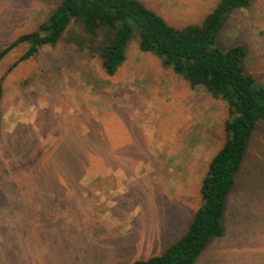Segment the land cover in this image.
Masks as SVG:
<instances>
[{
	"label": "rangeland",
	"instance_id": "1",
	"mask_svg": "<svg viewBox=\"0 0 264 264\" xmlns=\"http://www.w3.org/2000/svg\"><path fill=\"white\" fill-rule=\"evenodd\" d=\"M62 0H0V51L36 31ZM174 28L219 0H138ZM74 25L53 47L0 61V264H122L161 255L201 206L222 147L227 105L164 68L130 39L108 76ZM77 38V39H76ZM243 45L264 84V0L232 11L217 36ZM224 233L194 264H264V121L226 199Z\"/></svg>",
	"mask_w": 264,
	"mask_h": 264
},
{
	"label": "trees",
	"instance_id": "2",
	"mask_svg": "<svg viewBox=\"0 0 264 264\" xmlns=\"http://www.w3.org/2000/svg\"><path fill=\"white\" fill-rule=\"evenodd\" d=\"M252 3L253 0H219L200 23L178 29L138 0H62L36 31L19 36L0 51L1 61L18 45H29L10 67L13 69L34 56L40 47L55 46L74 25L84 35L85 45L73 38L70 41L80 51L86 49L94 54L105 74L113 76L125 61L130 39L137 33L141 52L158 57L164 68L171 69L190 88L202 87L227 105L225 140L201 181V206L184 235L159 256L122 264H194L212 238L223 236L228 193L251 133L259 121H264V84L245 71L246 48L237 45L223 49L217 36L232 11L249 9Z\"/></svg>",
	"mask_w": 264,
	"mask_h": 264
}]
</instances>
